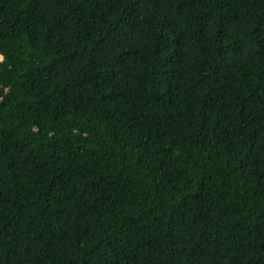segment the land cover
<instances>
[{
    "label": "trees",
    "instance_id": "16d2710c",
    "mask_svg": "<svg viewBox=\"0 0 264 264\" xmlns=\"http://www.w3.org/2000/svg\"><path fill=\"white\" fill-rule=\"evenodd\" d=\"M0 264H264V0H0Z\"/></svg>",
    "mask_w": 264,
    "mask_h": 264
},
{
    "label": "rangeland",
    "instance_id": "374dc122",
    "mask_svg": "<svg viewBox=\"0 0 264 264\" xmlns=\"http://www.w3.org/2000/svg\"><path fill=\"white\" fill-rule=\"evenodd\" d=\"M1 57V56H0Z\"/></svg>",
    "mask_w": 264,
    "mask_h": 264
}]
</instances>
